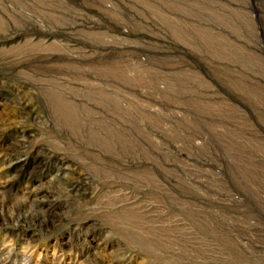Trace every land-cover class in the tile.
<instances>
[{
  "label": "rangeland",
  "instance_id": "1",
  "mask_svg": "<svg viewBox=\"0 0 264 264\" xmlns=\"http://www.w3.org/2000/svg\"><path fill=\"white\" fill-rule=\"evenodd\" d=\"M0 264H264V0H0Z\"/></svg>",
  "mask_w": 264,
  "mask_h": 264
}]
</instances>
